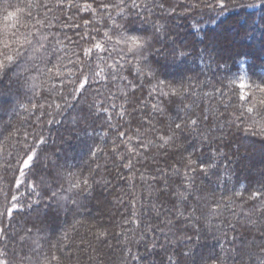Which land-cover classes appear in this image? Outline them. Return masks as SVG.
Masks as SVG:
<instances>
[{"label": "trees", "instance_id": "1", "mask_svg": "<svg viewBox=\"0 0 264 264\" xmlns=\"http://www.w3.org/2000/svg\"><path fill=\"white\" fill-rule=\"evenodd\" d=\"M4 45L0 264H264V0H0Z\"/></svg>", "mask_w": 264, "mask_h": 264}, {"label": "clouds", "instance_id": "2", "mask_svg": "<svg viewBox=\"0 0 264 264\" xmlns=\"http://www.w3.org/2000/svg\"><path fill=\"white\" fill-rule=\"evenodd\" d=\"M150 37L138 32H127L124 34L123 43L126 45L128 52L139 50L146 46ZM2 59H0V69L10 67L12 62L16 60L19 53L14 48H9L8 45H4V51L0 53Z\"/></svg>", "mask_w": 264, "mask_h": 264}, {"label": "snow or ice", "instance_id": "3", "mask_svg": "<svg viewBox=\"0 0 264 264\" xmlns=\"http://www.w3.org/2000/svg\"><path fill=\"white\" fill-rule=\"evenodd\" d=\"M179 127H180V125H177V128H179ZM29 159H32V157H29ZM24 163L27 164L28 161L26 160Z\"/></svg>", "mask_w": 264, "mask_h": 264}]
</instances>
